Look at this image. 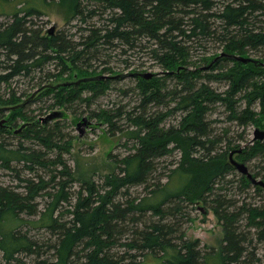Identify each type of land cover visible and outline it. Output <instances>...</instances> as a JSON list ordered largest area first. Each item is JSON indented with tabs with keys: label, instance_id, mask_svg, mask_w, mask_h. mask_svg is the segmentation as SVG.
I'll return each mask as SVG.
<instances>
[{
	"label": "trees",
	"instance_id": "trees-1",
	"mask_svg": "<svg viewBox=\"0 0 264 264\" xmlns=\"http://www.w3.org/2000/svg\"><path fill=\"white\" fill-rule=\"evenodd\" d=\"M33 2L17 0L13 13H0V90L3 85L11 88L7 95L0 93V106L23 102L22 95L12 88L13 81L31 78L51 64L66 68L65 62H70L82 78L95 77L89 60L105 45L121 44L124 53L144 49L167 73L153 75L150 80L138 78L139 101L132 111L121 105L115 112L102 109L97 113L111 129L117 119L126 117L136 127L128 133L133 143L118 161L119 172L106 176L103 189L85 181L74 193L78 197L72 208L65 204L72 205L69 189L75 178L63 157L69 146L60 143L61 127L47 130L33 124L18 129L23 140L13 145L6 137L12 131L0 125V177L5 171H14L21 182L17 187L23 188L16 191L4 186L0 178V264H135L148 254L159 256L165 264H208L218 252L222 264H264V202L261 196L252 202L227 198L226 189L236 183L228 178L236 171L228 153L238 148L231 138L224 147L220 145L224 136L213 140L210 126L220 120L207 119V113L219 103L230 111L229 120L240 126L254 125L258 118L253 105L259 99L264 105L262 87L254 77L257 72L264 73V67L223 58L204 71L192 59L193 47L189 45L193 43L197 50L206 46L204 41L216 40L223 51L246 57L251 50L264 49V0H58L73 18L81 19L79 38H68L61 31L42 35L34 19L43 10ZM97 17H106V22H92ZM216 56L204 58L206 65ZM228 60L232 66H225ZM218 68L221 71L215 74ZM60 75L54 74V79L61 80ZM217 78L230 81V87L216 91L208 81ZM74 83L59 90L45 84L42 95L52 96L59 106L76 101L90 105L110 87L108 79L81 82L80 86ZM81 87L92 92L85 96L78 90ZM130 91L123 90V94ZM241 101L245 107L239 110ZM177 112L178 123L168 125L167 118ZM10 119L15 123L18 119L30 121L24 107L13 109ZM27 140L39 147L24 144ZM55 152L56 158L49 157ZM176 152L181 153L178 165L163 182L162 176H156L159 161ZM238 155L258 157L254 166L264 172V140H251ZM39 167L48 169L51 178L46 179ZM24 172L35 178L21 177ZM174 176L179 185L170 188ZM239 176L238 189L252 188L244 174ZM142 185L149 190L146 196L117 201L119 195H125L124 190ZM254 189L264 192L261 186ZM38 196L49 198L41 210L35 202ZM201 201L211 203L224 228V245L216 254L205 253L199 238L186 236L184 222L192 219L189 209ZM32 229H44L56 236V242L45 250L46 244L30 235ZM51 249L54 258L41 259ZM260 249L263 252L258 254ZM29 257L34 258L29 262Z\"/></svg>",
	"mask_w": 264,
	"mask_h": 264
},
{
	"label": "rangeland",
	"instance_id": "rangeland-1",
	"mask_svg": "<svg viewBox=\"0 0 264 264\" xmlns=\"http://www.w3.org/2000/svg\"><path fill=\"white\" fill-rule=\"evenodd\" d=\"M33 1L37 8L43 10V14H39V16H36L34 19L39 24V26L36 27L41 29L42 35L48 34L50 36L61 31L65 33L68 38H79L80 33L78 32V26L81 23V19H79V17L73 18L74 15L69 12V10L63 6V4H58V0H54L52 2L40 1L39 3L36 0ZM16 2L17 0H0V13H2L4 10H6V13H13L15 8L14 4ZM12 5L14 7H11ZM7 7L8 9H6ZM6 17L8 16L6 15ZM106 17H97L92 22L96 21L103 24L106 22ZM2 18L5 19V17ZM145 44L147 43L143 41V45ZM189 45L193 47L192 50L190 49L192 59L196 61L201 67L207 63L204 61V58L208 56L210 57V55L213 54L218 55L223 51V45L216 40L204 41V45L206 46L203 48L200 47L201 49L199 48L197 50L195 47L196 45H193V43ZM124 48H127V46ZM122 49L123 46L121 44L117 45V47L105 45L96 56H93L95 60H89V63L92 66L89 67L90 70L94 69L90 73H92L93 76L103 75L106 78L105 80L108 79L110 83V87L106 90V92L102 95H97L94 99V102L90 105H88L86 102L76 101L72 104L59 106L58 104H55V99L52 96L42 95L43 90H41V88H43V85L45 84L59 90L61 87L72 86V84H69L70 81H77L83 77L76 69L73 68V64L70 62H65L67 66L66 68H64L63 65H60L57 68L55 64H51L46 66L43 71L38 73L34 72L32 75L33 77L31 78L22 77L13 81L12 88L17 92V94L22 95L23 101L32 97L36 93L32 97L31 101L24 106V112L30 117L29 122H31V124L23 130L31 128L33 125L32 122L34 121H36L34 124L36 128L42 127L49 130L60 126V132L62 134L60 143H68L69 149L66 152H63V157L73 172L72 177L75 179L72 181V187L69 189L71 192H73L71 194L72 205L66 203L65 205L67 207L72 208V206L76 204L78 193H74L79 192V190L82 189V186L85 185V181L91 180L93 183L99 186L100 189H103L106 176L114 171L119 172L118 161L128 153L129 148H127V146H131L133 143V139H129L128 133L132 132V130H135L136 127L132 126L130 122L126 121V117L117 119L116 127L111 129V126L103 118V116L99 117L97 113H99L102 109L115 112L121 105L126 106V111L133 110V107L139 101L138 89L136 86L140 80L136 77H131L128 75L129 72H155L162 75L167 73V71H164L165 69H163L160 64L153 57H151V55H149L148 51L139 48L141 51L139 49H135V52L133 50H131V52L128 50V52L124 53ZM248 53L250 57L255 59L264 58V49L259 51L251 50ZM125 59L128 60V63L123 61ZM224 64L225 66H232L233 62L232 60H228L225 61ZM61 69H65V72ZM224 70L226 71L227 68ZM219 71H221L220 68L216 69L215 74ZM47 72L52 74L51 77L46 76ZM54 74H62L60 75L61 80H55ZM256 75L257 77L255 76L254 79L256 78L261 85L263 90L262 98H264V73L259 74L257 72ZM170 81L172 88H175L177 86V83H175L176 80L172 79ZM208 82L209 85L218 92H223L226 88H228V86L230 87L231 85L230 81L228 83V81L220 80L218 78ZM81 84L82 83H80L78 86ZM73 85L76 86L75 83ZM10 89V87L3 85L0 93L5 92V95H7L9 94ZM80 89L83 90L82 94L85 96L92 92L91 88L81 87L78 90ZM123 90L132 91H130V93L127 95H124ZM134 90H136L135 94L133 92ZM241 103L242 105L239 107V110L245 107V103L243 101H241ZM253 106L255 111L258 112V121L254 125L251 124L248 126H240L235 121L229 120L230 111L226 109L224 105L219 103L215 105L214 109L207 113V119H219L220 121L211 124L212 126H210L209 132L210 137H212L214 140V137L224 136V142L220 144L222 147H224L227 144V140L231 138L235 143V148H247V144H250L251 140L254 138L255 128L257 126L264 128L263 101L259 99L256 103H254ZM160 108L165 109L164 106H160ZM55 111L63 112L62 117L55 118L48 122H43V119L46 116ZM152 111H154V109H152ZM10 115L11 113L9 112L4 114L6 117H9ZM179 116L180 112H177L175 115L168 117L166 123L169 121L168 125L177 124L178 120L180 119ZM84 118H87V124H82L79 128V124ZM25 122L27 121L18 119L17 123H13L15 128L10 130L12 131L11 134H7L6 136L8 142L13 145H18L21 141L20 139L23 140L21 137V132L18 133L16 130L27 125L24 124ZM81 130H83V135H81ZM240 133H242V137L239 136ZM24 142H26L24 144L30 147H39L37 145L38 143L36 144L32 140H27ZM57 155L58 153L55 152V154L53 153L49 157L56 158ZM244 155L243 157L236 155V158L241 162L246 163L252 173L256 174L259 178H264V172L261 171L262 168L254 166V164L259 163L260 159L258 157L247 159L244 157ZM180 157L181 153L176 152L175 155L173 154L164 156L162 159H160L158 164L159 170L156 176H162V181L166 182L169 179L168 176L172 174V169L178 165ZM51 169H54V167ZM47 170L48 169H43L42 167V169H39V172H43L45 178L50 179L51 174L48 173ZM257 172H259V174ZM239 175L242 174L237 169L232 175H229L228 178L235 180L236 183H234L235 185H230L229 189H226L225 194L227 195V198H235L237 200L246 199L245 201L252 202L258 201V196H261L260 201L263 204L264 192H257L254 189L253 184L250 185L252 188L244 190L237 188V186H239ZM29 176H31L33 179L35 178L32 173L27 174L24 172L21 174V177ZM0 178L4 186H11V188H14L16 191L23 190L22 187H17L20 186L21 182L19 177H17L16 172L5 171L4 175H2ZM63 178L67 179V177ZM171 181L170 188H175L179 185L177 176L171 178ZM149 184L152 186L153 180H151ZM124 192L125 195H119L117 201L125 202L130 197L146 196L147 193H149V190L145 188V185H142L132 186L129 188V190H124ZM46 198V196H38L35 200V202L38 203L39 210L45 207ZM208 199L211 200L213 198L209 197ZM199 205L203 206L204 209H209L207 215L204 214L205 211H202L198 208ZM189 217L192 219L184 222L186 236L191 240H196L199 238L202 242V245H205V253H208L209 255L216 254L218 250H220L224 245L225 232L223 226L220 224V221L215 214V211L211 208V203L208 202L207 204L204 201L197 202L195 204V209H189ZM23 230H27V228L24 227ZM29 233L35 239L41 240L43 244H46L45 250L46 248L48 250V247L52 246L51 244H53V242H56V236L50 235L49 232L45 231L44 229H32ZM124 249L125 248H123V250ZM46 252L47 251L44 252L45 255L42 256L41 259L54 258V251L52 249L49 251V253ZM130 252H133V250ZM260 252H263L262 249L258 251V254H260ZM150 255L151 254L146 255L145 258ZM31 258L32 257L27 258V261L30 262ZM135 264L142 263L138 262ZM208 264H222L219 252L215 255V257H213V259H209Z\"/></svg>",
	"mask_w": 264,
	"mask_h": 264
},
{
	"label": "water",
	"instance_id": "water-1",
	"mask_svg": "<svg viewBox=\"0 0 264 264\" xmlns=\"http://www.w3.org/2000/svg\"><path fill=\"white\" fill-rule=\"evenodd\" d=\"M223 58H230V59H236L245 63H249V62H253L255 65L257 66H263L264 67V62L257 60V59H253L251 57H246L244 55L241 54H237V53H231V52H227L224 51L222 52L220 55L216 56L209 64L205 65L202 67L203 70H208L211 67H213L215 65V63H217L218 61H220ZM133 75H137V74H133ZM145 79L150 80L153 77V73L152 72H146L141 74ZM105 76L101 75V76H96V77H86V78H81L79 80L76 81V83H81V82H87V81H91V80H102L104 79ZM44 88V87H43ZM42 90V88H41ZM36 94V93H35ZM34 94V95H35ZM33 95V96H34ZM32 96V97H33ZM32 97L26 99L25 101L12 106V109L18 108V107H24L25 105H27ZM6 109L4 106H0V110H4ZM63 112H53L51 114H49L48 116H46L43 119V122H48L51 121L55 118H60L62 117ZM82 124H87V118H84L83 121L79 124V128L81 127ZM81 135H83V130H81ZM254 139L255 140H264V128H260L257 127L255 129L254 132ZM241 153L242 149L239 150H233L232 152H230L229 157H230V162L231 164L241 173L244 174L247 179L254 185V186H261L262 188H264V179L258 178L257 176H255L250 170L249 167L246 163L238 161L237 159H235L234 155L236 153ZM200 209L202 211H205L204 214L207 215L209 210L208 209H204L203 207H200Z\"/></svg>",
	"mask_w": 264,
	"mask_h": 264
},
{
	"label": "flooded vegetation",
	"instance_id": "flooded-vegetation-1",
	"mask_svg": "<svg viewBox=\"0 0 264 264\" xmlns=\"http://www.w3.org/2000/svg\"><path fill=\"white\" fill-rule=\"evenodd\" d=\"M133 74H137V75H133ZM142 74V72H129L128 73V75H130L131 77H136V78H143V76L141 75ZM159 76V75H162V74H157V73H154V76ZM106 78H104V79H102V80H105ZM75 81H70L69 83H70V85L72 84V83H74ZM76 84V83H75ZM76 85H79L78 83L76 84ZM6 109H4V110H0V125L2 126V127H4V128H7L8 130H13L14 128H15V125H13V123H14V120L12 119H10V117H11V115L9 116V117H6V116H4V114L5 113H7V112H9V113H11L12 111H13V109H12V106H4ZM3 116V117H2ZM1 117H2V119H1ZM11 123V124H10ZM36 123V121L34 122V124ZM24 124H27V125H25L24 127H21V129L20 130H23L24 128H26V127H28V126H30V124H31V122H25ZM23 126V125H22ZM249 170H250V168H249ZM251 171V170H250Z\"/></svg>",
	"mask_w": 264,
	"mask_h": 264
},
{
	"label": "crops",
	"instance_id": "crops-1",
	"mask_svg": "<svg viewBox=\"0 0 264 264\" xmlns=\"http://www.w3.org/2000/svg\"><path fill=\"white\" fill-rule=\"evenodd\" d=\"M140 262L142 264H165L164 261L159 256L153 254L141 260Z\"/></svg>",
	"mask_w": 264,
	"mask_h": 264
},
{
	"label": "bare ground",
	"instance_id": "bare-ground-1",
	"mask_svg": "<svg viewBox=\"0 0 264 264\" xmlns=\"http://www.w3.org/2000/svg\"><path fill=\"white\" fill-rule=\"evenodd\" d=\"M75 65V64H74ZM103 70V69H102ZM93 82V81H92ZM256 112V111H255ZM258 113V112H257ZM83 121V120H82ZM7 144V143H6Z\"/></svg>",
	"mask_w": 264,
	"mask_h": 264
}]
</instances>
